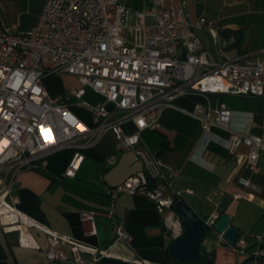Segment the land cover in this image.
Listing matches in <instances>:
<instances>
[{
	"label": "built area",
	"instance_id": "built-area-1",
	"mask_svg": "<svg viewBox=\"0 0 264 264\" xmlns=\"http://www.w3.org/2000/svg\"><path fill=\"white\" fill-rule=\"evenodd\" d=\"M133 16V21H130ZM147 18L150 21H147ZM197 29L208 32L214 50L205 48ZM238 42V32L219 26L206 15L188 18L186 0H142L136 11L122 0H45L36 23L27 31L15 24L0 22V226L17 230L21 242H32L30 228L47 237L45 255L50 261L94 260L112 254L100 247L62 234L23 212L13 192L16 175L23 169L42 168L46 155L55 149L72 147L73 152L63 176L77 174L85 144H92L110 130L117 150L134 149L142 168L109 185L107 194L113 205L121 192L143 195L161 214L162 224L176 239L183 234L181 215L173 203L191 194L176 180L180 169L138 145L144 128L162 129L159 119L172 99L185 94L264 95V51L229 56ZM69 74L80 85H70L52 95L44 85L48 75ZM85 86L102 96L98 102L84 98ZM112 103L108 110L106 103ZM77 109L87 113L84 120ZM184 112L199 120L207 134L212 127L228 132L230 151L246 145V164L256 172L264 152V136L230 126L231 110L219 97L196 102ZM132 121L133 128L125 125ZM85 140L80 143L79 140ZM117 157L111 154L107 164ZM244 186L261 187L247 177L238 178ZM221 189L212 186L204 194L212 203L204 223L213 226L221 212L214 197ZM113 210L106 215L111 217ZM96 211L82 212L80 218L87 236L97 232ZM122 224L115 225L114 240H129ZM68 245L69 251L65 249ZM232 248L244 250L246 243L236 240ZM249 254L264 257L258 244Z\"/></svg>",
	"mask_w": 264,
	"mask_h": 264
},
{
	"label": "crops",
	"instance_id": "crops-1",
	"mask_svg": "<svg viewBox=\"0 0 264 264\" xmlns=\"http://www.w3.org/2000/svg\"><path fill=\"white\" fill-rule=\"evenodd\" d=\"M21 0H0L2 7L0 22L15 24L18 31H27L35 23L45 0H34V12L28 21H15L10 11L17 9ZM131 11L141 7L142 0H122ZM186 0L188 18L206 15L216 20L219 26L238 32V42L227 54L264 51V1L245 0ZM203 44L214 50L211 37L206 30L197 29ZM62 74L46 77L60 78ZM69 75V74H68ZM45 77V78H46ZM49 93L56 95L64 90L60 86ZM216 97L226 102L231 110L230 126L241 129L249 124L251 131L264 136V95L247 94H185L172 99L159 119L162 129L144 128L140 131L138 145H144L152 155L180 169L176 185L191 188L186 199L196 214L205 219L212 203L204 198L212 186L221 189L214 197L219 201L221 212L230 215V224L239 229L238 240L246 243L244 250L234 249L221 232L210 226L201 242L202 250L211 257L210 264H264V257L253 258L249 252L258 244L264 246V152L260 153L259 170L251 171L246 164L248 147L239 146L230 151L227 145L228 132L212 127L205 134L198 119L184 112L196 102L213 101ZM90 122L87 113L77 109ZM85 140H79L80 143ZM81 151L83 161L73 178L63 172L73 152L72 147H62L46 155L42 168L21 170L15 177L13 192L18 195L19 208L50 228L100 247H109L112 254L94 260L84 254L82 264H207L205 259L179 263L168 257L164 249L174 240L170 231L162 224L161 214L151 200L143 195L119 193L110 204L107 187L121 181L129 173L142 168V161L134 149L117 150L114 135L105 131L92 144H85ZM115 154L114 164L107 158ZM247 177L261 189L253 190L239 182ZM113 210L111 217L106 213ZM95 210L97 232L85 234L82 212ZM122 224L130 234L129 240H114L115 225ZM32 242H21L17 230L5 231L0 226V264H75L71 259L50 261L45 255L46 234L36 227L30 228ZM65 249L69 251L66 244ZM209 260V259H208Z\"/></svg>",
	"mask_w": 264,
	"mask_h": 264
},
{
	"label": "water",
	"instance_id": "water-1",
	"mask_svg": "<svg viewBox=\"0 0 264 264\" xmlns=\"http://www.w3.org/2000/svg\"><path fill=\"white\" fill-rule=\"evenodd\" d=\"M112 107V103H106L108 110ZM133 127L134 124L132 121H128L125 125L126 129ZM173 207L181 215L183 234L176 238L169 246L168 253L178 261L195 260L201 256L211 259L201 248V242L209 227L183 198L176 199ZM213 227L221 232L229 243L236 241L240 233L238 228L230 224V215L225 212L219 214Z\"/></svg>",
	"mask_w": 264,
	"mask_h": 264
},
{
	"label": "rangeland",
	"instance_id": "rangeland-1",
	"mask_svg": "<svg viewBox=\"0 0 264 264\" xmlns=\"http://www.w3.org/2000/svg\"><path fill=\"white\" fill-rule=\"evenodd\" d=\"M264 1V0H262ZM261 0H256V3H260ZM246 1L241 0L238 4L239 7L245 6ZM35 8L34 0H21L17 9H13L10 11V17L13 18L15 21L20 20V26L22 25V21H28L31 18ZM2 7L0 5V19H1ZM130 21H133V16L131 17ZM147 21H150L147 18ZM45 81L48 85H50V89L57 90L60 86H63L66 89L68 86H79L80 83L76 77L68 74H62L60 78H53L51 76L46 77ZM84 98L90 102H98L101 101L103 98L101 95L95 93L90 87L85 86V95Z\"/></svg>",
	"mask_w": 264,
	"mask_h": 264
},
{
	"label": "trees",
	"instance_id": "trees-1",
	"mask_svg": "<svg viewBox=\"0 0 264 264\" xmlns=\"http://www.w3.org/2000/svg\"><path fill=\"white\" fill-rule=\"evenodd\" d=\"M175 240V239H174ZM174 240H172L169 244H168V246L164 249V252H165V254L168 256V257H171V255L168 253V248H169V246L174 242ZM197 259H205V260H207V264H210V258H207V257H198V258H196L195 260H197ZM209 259V260H208ZM195 260H192V261H195ZM186 261H189V262H192L191 260H184V261H178L177 260V262H179V263H183V262H186Z\"/></svg>",
	"mask_w": 264,
	"mask_h": 264
}]
</instances>
